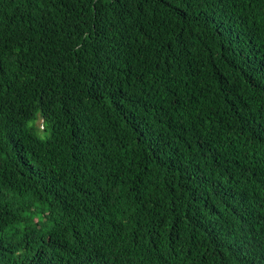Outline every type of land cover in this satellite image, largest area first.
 <instances>
[{
  "label": "trees",
  "instance_id": "trees-1",
  "mask_svg": "<svg viewBox=\"0 0 264 264\" xmlns=\"http://www.w3.org/2000/svg\"><path fill=\"white\" fill-rule=\"evenodd\" d=\"M189 252L261 264L264 0H0V264Z\"/></svg>",
  "mask_w": 264,
  "mask_h": 264
},
{
  "label": "clouds",
  "instance_id": "clouds-1",
  "mask_svg": "<svg viewBox=\"0 0 264 264\" xmlns=\"http://www.w3.org/2000/svg\"><path fill=\"white\" fill-rule=\"evenodd\" d=\"M110 227L112 230L101 231V237H102L103 241H107L109 244H112L114 242V244H115V242L122 235H124V233L121 230L115 228L111 222H110ZM102 247L105 249L107 248V247H104L103 245H102ZM185 254L179 258V264H212L209 260L210 258L205 256V255L192 254L190 252L185 253ZM260 261H261V264H264V253H263Z\"/></svg>",
  "mask_w": 264,
  "mask_h": 264
},
{
  "label": "rangeland",
  "instance_id": "rangeland-1",
  "mask_svg": "<svg viewBox=\"0 0 264 264\" xmlns=\"http://www.w3.org/2000/svg\"><path fill=\"white\" fill-rule=\"evenodd\" d=\"M41 128H43V126H41Z\"/></svg>",
  "mask_w": 264,
  "mask_h": 264
}]
</instances>
